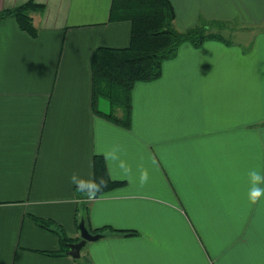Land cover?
Returning a JSON list of instances; mask_svg holds the SVG:
<instances>
[{
  "label": "crops",
  "instance_id": "0c3cea01",
  "mask_svg": "<svg viewBox=\"0 0 264 264\" xmlns=\"http://www.w3.org/2000/svg\"><path fill=\"white\" fill-rule=\"evenodd\" d=\"M33 1L34 37L0 21V264H264V0H169L178 31L247 37L181 45L134 84L129 128L93 112L90 62L131 24L112 0ZM95 156L124 185L90 197ZM81 220L102 237L73 259L53 230L76 243Z\"/></svg>",
  "mask_w": 264,
  "mask_h": 264
},
{
  "label": "trees",
  "instance_id": "16d2710c",
  "mask_svg": "<svg viewBox=\"0 0 264 264\" xmlns=\"http://www.w3.org/2000/svg\"><path fill=\"white\" fill-rule=\"evenodd\" d=\"M42 7L28 0L14 8L0 11V21L13 18L22 31L34 37L37 30L31 15ZM174 18L175 12L169 0H112L109 21H128L131 35L127 47H99L91 57L92 109L96 115L129 128L131 91L135 83L158 79L163 63L174 59L184 43L194 48L210 40L230 43L219 34L209 32L212 27L223 25V22L200 23L185 31H178L173 27ZM102 100L108 102L109 111L98 108ZM93 167L94 182L90 197H98L124 185V182L109 178L101 156H95ZM35 221L40 227L50 228L49 221ZM101 231L97 230L99 233ZM53 232L62 239L64 254H67L70 239L62 235L59 227Z\"/></svg>",
  "mask_w": 264,
  "mask_h": 264
},
{
  "label": "rangeland",
  "instance_id": "374dc122",
  "mask_svg": "<svg viewBox=\"0 0 264 264\" xmlns=\"http://www.w3.org/2000/svg\"><path fill=\"white\" fill-rule=\"evenodd\" d=\"M222 24L223 25L212 27L209 32L219 34L226 41H231L232 39L235 41L237 38L241 40V42L245 41V38L247 37V33L245 31H248L249 29L237 23L229 24V22H223ZM98 108L106 112L109 111L108 102L105 100L99 101Z\"/></svg>",
  "mask_w": 264,
  "mask_h": 264
},
{
  "label": "water",
  "instance_id": "95a60500",
  "mask_svg": "<svg viewBox=\"0 0 264 264\" xmlns=\"http://www.w3.org/2000/svg\"><path fill=\"white\" fill-rule=\"evenodd\" d=\"M80 240L76 243L68 244V252L67 254L71 256L73 259H78L80 257L81 249L86 245L87 242L96 241L102 237L101 234H91L86 228L84 221L81 220L78 225Z\"/></svg>",
  "mask_w": 264,
  "mask_h": 264
},
{
  "label": "clouds",
  "instance_id": "9594fccd",
  "mask_svg": "<svg viewBox=\"0 0 264 264\" xmlns=\"http://www.w3.org/2000/svg\"><path fill=\"white\" fill-rule=\"evenodd\" d=\"M251 175L253 176V179L254 180H260L262 177H261V174L259 172H256V171H253L251 173ZM252 192H254L255 194L259 195L261 192H264V189H252Z\"/></svg>",
  "mask_w": 264,
  "mask_h": 264
}]
</instances>
